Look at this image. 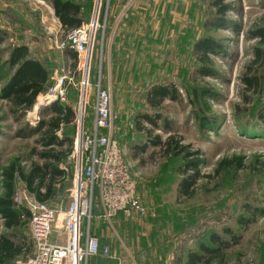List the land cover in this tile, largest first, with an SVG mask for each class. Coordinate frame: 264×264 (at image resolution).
I'll use <instances>...</instances> for the list:
<instances>
[{"label": "rangeland", "instance_id": "rangeland-1", "mask_svg": "<svg viewBox=\"0 0 264 264\" xmlns=\"http://www.w3.org/2000/svg\"><path fill=\"white\" fill-rule=\"evenodd\" d=\"M84 9L85 24L94 19L93 51L86 87L84 72L68 88L65 102L76 109V116L85 112V128L94 126L96 84L112 92L115 121L114 136L136 178L139 194L147 208L141 218L116 216L105 220L95 216L93 233L101 248L109 246L108 256L93 257L89 264H185L186 252L195 249L199 240H206L209 232H221L230 226L242 235L241 243L229 249L219 264H264V216L247 228L237 223L244 213V202L263 205L256 198L264 196V174L253 166L264 161V67L261 69L262 87L259 93L247 91L242 76L251 66L255 46H263L258 38L248 37L256 25L264 24L263 0H227L234 9L228 17L239 23L241 32L233 29L211 28L205 21L214 9L206 0H77ZM243 7V15L237 10ZM111 7L112 13L108 14ZM49 0H0V28L8 33L0 44V86L11 69L5 65L14 43L28 44L31 54L42 60L51 70L52 82L60 74L72 76L71 63L59 43L65 31L53 20ZM211 36L219 40L225 52L211 54L219 77L203 76L193 51L196 40ZM4 78V80L2 79ZM208 86L218 92L208 99L204 114L213 118L215 126L202 130L197 111L190 103L187 91L191 84ZM155 84H175L179 90L177 101L164 100L160 107L147 103V91ZM250 98L249 101L245 97ZM38 99L30 110L17 111L7 100H0V195L2 169L11 162L27 168L39 160L33 149L40 150L37 136L17 137L21 126L35 127L42 116ZM161 114L171 123L170 132L156 129L151 135L137 127L153 128L141 116ZM76 117V119H77ZM77 123L65 131L74 136ZM170 134L183 138L193 149L202 152V172L211 178L200 180L196 195L188 200L177 199L180 175L178 161L166 159L161 148L150 144L149 137ZM63 163L69 173V156ZM240 155L244 167L214 174L224 157ZM68 178V175H67ZM16 191L25 188L16 178ZM61 184L62 191L52 199L55 206L69 201L72 185ZM66 184V185H65ZM263 199V198H262ZM100 212L98 201L94 213ZM13 236L0 215V235ZM28 244L33 242L28 224L23 228ZM183 258L181 262L177 260ZM13 264V263H10Z\"/></svg>", "mask_w": 264, "mask_h": 264}, {"label": "trees", "instance_id": "trees-1", "mask_svg": "<svg viewBox=\"0 0 264 264\" xmlns=\"http://www.w3.org/2000/svg\"><path fill=\"white\" fill-rule=\"evenodd\" d=\"M206 1L214 9L212 15L205 21L206 26L217 29L230 28L237 35L241 32L242 29L239 23L228 17V13L234 9L232 2L227 0ZM49 2L52 5L56 19L65 31V35L70 30L78 28L85 23L84 7L77 0H49ZM237 10L242 16V5ZM111 13L110 7L108 14ZM7 36L8 33L0 28V44L6 40ZM248 37L258 38L260 44L263 45L264 24L256 25L252 28L248 33ZM63 50L65 57L71 63L72 76L78 80L81 74L78 52L69 45ZM193 51L200 63L198 72L201 75L220 76V72L215 67L210 56L211 54L225 52L224 46L219 40L211 36L201 37L195 41ZM5 65L9 66L11 73L0 86V100L11 102L17 111L30 110L35 105L38 97L45 93L49 86L53 84L51 70L42 60L31 54L30 48L26 43H14L11 46ZM263 67L264 47L257 45L254 48V59L251 62V66L242 76V82L247 91L259 93L262 87L260 71ZM2 79L4 80V78ZM187 94L190 103L197 111L199 127L202 130H206V128L215 126L214 119L204 114L202 106H206L209 109L208 99L216 98L218 92L208 86L195 83L189 86ZM179 96V90L175 84H155L147 91V103L152 107H160L164 100L177 101ZM245 98L248 99L247 101L250 100L248 96ZM41 113L43 118L37 126H21L16 132L17 137L37 136L36 142L41 149L37 150V148H34L33 155L37 154L39 160L31 162L27 168L17 162H11L2 169L3 192L0 195V215L4 219L5 227L13 230L14 235L12 237L4 234L0 235V264H14L17 259L26 258L34 251L33 242L28 244L27 238L23 234V228L29 223L31 213L25 206L18 205L14 201L16 178L19 177L27 189L42 202H52V199L60 191L64 190V185L62 188L60 186L64 180H69L67 182L68 186L73 185V162L69 164L68 174L62 165L73 149L76 135L75 137L67 135L65 129L69 125L76 123V109L71 103L54 101L49 105L43 106ZM141 117L142 120L148 121L153 126V128H144L137 123V127L141 130L145 129L148 135H151L155 128L164 129L167 132L172 130V128H169L171 123L167 118L163 119V124H158V119L162 120L163 118L161 114L156 116L145 114ZM60 129L61 137L58 134ZM148 140L151 145L161 148L162 154L166 159H176L178 161L176 166V171L180 175L177 185L178 200L188 201L192 199L196 195L200 180L212 177V174L202 172L201 168L204 158L201 150L193 149L190 143H183L182 137L170 134L163 140L160 135H155L149 137ZM253 166L264 174V161L256 160ZM243 167V158L240 155L224 157L218 162L214 174L219 176L222 173ZM256 198L259 202L264 203V196ZM243 210L244 213L237 217V223L244 229L253 223L257 216H264V204L257 205L246 201L243 204ZM93 219L92 225L94 224ZM241 239L242 235L230 226L222 228L221 232L211 231L206 240H199L195 249H190L186 252L185 264L222 263L225 260L227 251L239 245ZM182 259L180 258L177 261L181 262Z\"/></svg>", "mask_w": 264, "mask_h": 264}, {"label": "built area", "instance_id": "built-area-1", "mask_svg": "<svg viewBox=\"0 0 264 264\" xmlns=\"http://www.w3.org/2000/svg\"><path fill=\"white\" fill-rule=\"evenodd\" d=\"M53 20L58 21L54 15ZM96 27L97 22L84 23L70 30L59 43L62 49L69 45L78 52L79 70L84 72L86 87L90 84L88 74ZM73 79L70 73L54 77L53 84L38 97V105L66 101ZM85 120L81 110L76 119L75 149L69 156L74 176L68 203L55 206L42 202L27 187L15 192L16 204L31 213L28 226L34 251L14 264H89L93 257L110 253L109 246L101 248L99 238L92 233L95 216L109 221L119 215L141 218L147 214L131 166L113 133L112 92L102 85L101 79L96 84L91 131L85 128ZM58 134L62 136L61 129ZM96 200L100 207L97 215Z\"/></svg>", "mask_w": 264, "mask_h": 264}, {"label": "water", "instance_id": "water-1", "mask_svg": "<svg viewBox=\"0 0 264 264\" xmlns=\"http://www.w3.org/2000/svg\"><path fill=\"white\" fill-rule=\"evenodd\" d=\"M95 22H96V20L94 19V20H93V23H95Z\"/></svg>", "mask_w": 264, "mask_h": 264}, {"label": "crops", "instance_id": "crops-1", "mask_svg": "<svg viewBox=\"0 0 264 264\" xmlns=\"http://www.w3.org/2000/svg\"><path fill=\"white\" fill-rule=\"evenodd\" d=\"M53 10V9H52ZM52 15H54V13L52 14ZM55 16V15H54ZM61 26V25H60Z\"/></svg>", "mask_w": 264, "mask_h": 264}]
</instances>
